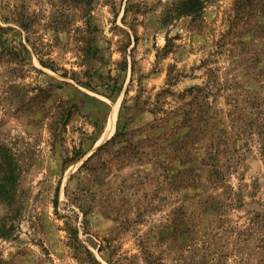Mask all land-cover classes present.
I'll use <instances>...</instances> for the list:
<instances>
[{"label":"rangeland","instance_id":"rangeland-1","mask_svg":"<svg viewBox=\"0 0 264 264\" xmlns=\"http://www.w3.org/2000/svg\"><path fill=\"white\" fill-rule=\"evenodd\" d=\"M0 264H264V0H0Z\"/></svg>","mask_w":264,"mask_h":264},{"label":"trees","instance_id":"trees-1","mask_svg":"<svg viewBox=\"0 0 264 264\" xmlns=\"http://www.w3.org/2000/svg\"><path fill=\"white\" fill-rule=\"evenodd\" d=\"M89 252V251H88ZM89 254H90V252H89Z\"/></svg>","mask_w":264,"mask_h":264}]
</instances>
